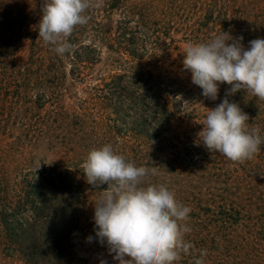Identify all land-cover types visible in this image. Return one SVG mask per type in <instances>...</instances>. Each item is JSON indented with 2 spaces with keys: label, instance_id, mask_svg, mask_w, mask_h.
<instances>
[{
  "label": "rangeland",
  "instance_id": "374dc122",
  "mask_svg": "<svg viewBox=\"0 0 264 264\" xmlns=\"http://www.w3.org/2000/svg\"><path fill=\"white\" fill-rule=\"evenodd\" d=\"M118 1L123 6H137L159 31L152 36L158 33L161 39H155L147 51L137 48L136 58L129 51L130 45L117 38L122 14L117 8H108L110 0H98L99 6L87 11L88 23L76 27L68 38L72 47L64 55H58L52 45L39 38L44 0H0V55L5 53L9 62H14L16 68L11 69L30 73L33 81L44 74L62 77L58 85L47 90L53 96L47 101H36L39 95L29 93L30 98H26L24 93L0 89V179H5L10 200L23 199L26 204L14 220L0 216V264H119L107 244L96 237L93 219L94 204L107 185L88 184L82 169L89 151L104 145H111L115 153L137 167L149 169L143 186L164 184L178 202L190 207L187 225L191 231L196 228L195 219L205 217L208 207L215 208L216 213L224 202L250 204L244 197L253 180L241 169L253 171L254 161L232 162L218 152H209L198 139L207 111L226 98L230 85L219 86L216 100L205 98L182 64L188 42L205 43L227 33L224 13L214 15L218 20L215 25L208 23L203 30L198 29L202 34L196 41L185 33L195 29L200 3L163 10L164 0ZM198 1H218L219 5L222 0ZM229 4L232 14L249 16L242 20L245 23L238 16H230V37L239 38V29L248 31V26L256 31L257 15H264V0ZM240 8L246 9L237 10ZM163 11L170 21L165 32L173 38L167 43L162 41L164 29L157 24ZM8 33L14 39L11 50L6 46ZM76 55L88 62H78ZM130 67L174 81L169 89L168 113L162 102H145L139 85L125 92L103 84V80L109 82L112 75L123 74ZM227 99L248 115L250 130L264 131V100L244 90ZM56 168L64 177L50 183L44 196L23 183V178L34 181L38 178L35 173ZM69 173H75V178ZM2 191L0 187V199L4 200ZM42 198L43 209L35 214L29 201ZM191 231L185 239L194 247L177 264H195L201 250L207 252L202 257L204 264H247L243 251L230 245L215 247L205 239L199 242ZM196 250L200 251L194 258Z\"/></svg>",
  "mask_w": 264,
  "mask_h": 264
},
{
  "label": "clouds",
  "instance_id": "9594fccd",
  "mask_svg": "<svg viewBox=\"0 0 264 264\" xmlns=\"http://www.w3.org/2000/svg\"><path fill=\"white\" fill-rule=\"evenodd\" d=\"M98 6V0H44L39 38L64 55L72 47L68 38L77 26L88 23L87 11ZM242 40L221 33L209 42H188L182 60L183 69L191 73V82L205 98L216 100L219 86L230 85L226 98L208 108L198 139L209 152L240 163L253 158L264 144L259 130L249 129L248 115L227 99L244 90L264 100V39L250 41L247 49ZM82 169L88 184L107 185L94 204L93 219L96 237L107 244L119 264H177L191 254L194 246L185 239L191 231L187 225L191 209L164 184L143 186L149 169L126 161L111 145L90 150ZM92 239L87 237L88 242ZM206 255L201 250L195 264H204Z\"/></svg>",
  "mask_w": 264,
  "mask_h": 264
},
{
  "label": "trees",
  "instance_id": "16d2710c",
  "mask_svg": "<svg viewBox=\"0 0 264 264\" xmlns=\"http://www.w3.org/2000/svg\"><path fill=\"white\" fill-rule=\"evenodd\" d=\"M110 1L108 8H117L122 14L120 24L117 25V38L120 42H126L130 45L129 51L133 57H137V48H142V51H147L148 45L155 44V39H161L158 33H156V36H152V33L156 31L154 30V27H152L155 22L149 17L145 18L137 6L128 7L121 5L118 0ZM234 1L235 0H222L221 4L218 5V1H214V4H207L205 1L201 2L198 0H164L162 7L163 10L172 8L178 10L180 8H188L200 3L199 7H197V14L199 16L195 19L197 21H194V25L196 24L195 29H186V35L184 34L197 41L202 34L198 29L203 30L208 23H214L215 25L216 21H218L214 16L215 14L217 15L219 13L218 16H220V12L222 14L224 13L223 16L225 18H223V22L225 23V26H227L226 30L229 36L233 34L231 33V27L228 25L229 21H231L230 16H238L240 21L249 19V16H245L243 12H236L234 15L228 10L229 3ZM249 1L252 2V0ZM0 6H3L1 2ZM241 9L246 8H240L237 10ZM257 16L259 20L257 21L258 26L256 31H253L251 26H248V31L239 29L240 37H243L241 43L245 49L249 47L250 41L264 37V15L259 14ZM6 23L9 25L10 21L8 20ZM157 24L164 29L162 32L163 43H167V39L168 41L173 40V38L171 36L169 37L168 33L165 32L169 27L170 21H167L164 11L162 17H159ZM181 27L184 28L183 25H181ZM5 40L6 46L11 50L14 43L12 33H8ZM138 41H140V43H137ZM228 42L231 43L232 41L230 40ZM76 58L80 63L88 62V60L81 59V57L77 56ZM11 66L16 68L14 62H9L5 53L1 54L0 89L14 90L17 91L18 94L24 93V97L26 98H30L29 93L35 94V96L39 95V98L36 100L38 102L47 101L48 99L53 98L52 95L47 93V90H51L52 86L58 85L60 81H62V77H59L56 74L50 76L46 74L39 75L33 81L30 73L15 71L13 68L11 69ZM130 69L131 70H124L125 73L123 74L112 75L109 82L103 80V84L125 92H128L133 87L139 85L144 92L141 97H143L145 102L150 101L156 104L162 102L165 105L164 111L168 113V111H166V105L168 103L169 89L174 81L171 78H157L151 73L146 75L144 71L135 72V70H132L133 67H130ZM71 75L74 76V74ZM124 78H126V80H124ZM164 119L168 121V115L165 114ZM259 134L264 138V131L259 130ZM253 157L254 158L248 159L247 161H254L252 166L253 171L251 169H241L246 177L253 180V182L249 183L247 186L248 193L250 194L247 193L244 197V199L248 198L250 204L245 205L236 201H232V203L224 202L223 205H220L219 207L220 211L216 213L215 208L208 207L207 209H204L205 212L207 210L205 217L195 219L194 226L196 228L191 232L199 242L205 239V243L209 241L212 246L215 247H222L223 245L227 247V245H230L232 246L231 248L236 251H243V257L247 264H264V144L260 146V151ZM35 174L38 176L37 179L30 181L23 178V183L33 188L37 194H43V196L49 191L50 183L54 184L57 180H62L64 177L62 171H59L58 168L53 169V171L50 170L48 173L43 170L41 173L37 172ZM69 174L73 175L75 178V173ZM3 180L5 179H0V187L3 189L2 193L6 198L4 200L0 199V216L4 217V220H14L16 215L26 208V204L23 199H17L15 202L10 200L9 188L3 183ZM29 202L33 206L35 214L40 213V210L43 209V198L41 200H32ZM213 211L214 213H212ZM199 251L200 250H196L194 252V258H196ZM182 264L189 263L183 262Z\"/></svg>",
  "mask_w": 264,
  "mask_h": 264
}]
</instances>
